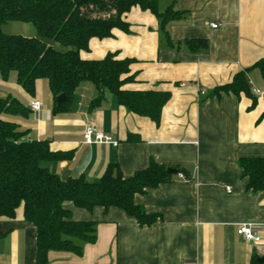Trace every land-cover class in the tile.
I'll return each instance as SVG.
<instances>
[{
    "label": "crops",
    "instance_id": "obj_1",
    "mask_svg": "<svg viewBox=\"0 0 264 264\" xmlns=\"http://www.w3.org/2000/svg\"><path fill=\"white\" fill-rule=\"evenodd\" d=\"M169 7L183 15L167 24L166 35L150 12L133 7L122 17L127 33L114 29L111 38H93L88 52L80 53L87 61L107 54L134 60V82L122 89L170 94L158 125L128 112L109 93L90 111L97 91L88 82L57 114L46 81L35 82L33 95L18 86L26 100L21 104L27 108L35 99L41 109L3 119L27 131L24 140L47 141L51 152L64 156L41 164L61 180L95 182L110 163L118 164L124 178L150 161L187 173L134 196L136 206L161 215L149 227L114 208L87 212L65 203L73 220L96 223V239L83 245L80 256L49 252L48 264H264L258 262L264 257V197L246 190L239 167L243 159L264 158V79L250 69L264 59V0H158L160 12ZM12 23L21 22L5 23L2 32L40 38L34 27ZM245 69L251 97L211 95ZM90 124L117 146L84 144L82 132ZM242 225L254 229L258 244L237 236ZM35 253L36 231L22 206L13 219L0 218V264H35Z\"/></svg>",
    "mask_w": 264,
    "mask_h": 264
},
{
    "label": "trees",
    "instance_id": "obj_2",
    "mask_svg": "<svg viewBox=\"0 0 264 264\" xmlns=\"http://www.w3.org/2000/svg\"><path fill=\"white\" fill-rule=\"evenodd\" d=\"M133 7L150 12L166 35V26L180 19L183 12L172 7L158 10V0H86L75 4L73 0H0V76L6 80L14 73L17 84L28 95L34 94L37 80L46 81L53 98V113L68 109L74 91L88 82L97 91L90 111L111 94L119 106L128 112L148 118L159 124L162 108L170 98L167 92L128 91L122 87L134 82L130 65L134 60H118L107 54L98 61L82 60L81 52H88L89 41L112 37V30L128 32L123 15ZM7 22L29 23L40 38L6 35L2 25ZM45 40L61 47L57 50ZM258 69L264 79V59L250 69ZM238 72L230 84L211 93L251 97L246 74ZM64 95L65 102L56 103ZM29 110L10 97L0 99V218L13 219L22 206L24 220L36 231L35 264H48L49 252L82 254V247L96 239V223L75 221L64 207L71 203L91 212L94 208L107 211L114 208L134 219L139 227H149L162 220L159 214H148L134 204V196L172 181L164 166L153 161L146 169L124 178L117 163L107 165L99 180L87 181L83 177L61 180L42 167L43 162L64 159L49 150L47 141L24 140L27 131L15 123L5 121L6 115L27 116ZM264 120V113L261 117ZM128 141H135L132 136ZM246 190L264 197V158L239 161ZM178 174L183 169H173Z\"/></svg>",
    "mask_w": 264,
    "mask_h": 264
},
{
    "label": "built area",
    "instance_id": "obj_3",
    "mask_svg": "<svg viewBox=\"0 0 264 264\" xmlns=\"http://www.w3.org/2000/svg\"><path fill=\"white\" fill-rule=\"evenodd\" d=\"M217 25L212 24L210 28L215 29ZM254 95L260 96V92L253 90ZM41 102L38 100H32L27 104V109L33 113H37L41 109ZM83 143L86 145L92 144H110L114 147L117 143L108 135L99 132L92 124L86 125L82 132ZM237 236L245 243L248 244H258L260 238L257 236L256 232L251 226L242 225L236 231Z\"/></svg>",
    "mask_w": 264,
    "mask_h": 264
},
{
    "label": "rangeland",
    "instance_id": "obj_4",
    "mask_svg": "<svg viewBox=\"0 0 264 264\" xmlns=\"http://www.w3.org/2000/svg\"><path fill=\"white\" fill-rule=\"evenodd\" d=\"M12 24H17V26H27L25 28H30V29L32 28L33 29V26L30 24H28V25H25L24 23H12ZM21 24H23V25H21ZM6 35H19L21 37L29 38L26 36H22L21 34H15V33L6 34ZM32 38H38V37L36 35L35 37H32ZM47 42L49 44L54 43L53 41H47ZM57 46H58V47H56L57 50H61V47L59 45H57ZM18 86L19 85L16 82V76L14 73L9 74V76L7 77L6 80H3L0 76V99H6V98L10 97V98L15 99L16 101L24 104V101H26V100L23 97V92L21 91V89ZM6 116H9L10 118H12V117L16 118L15 116H10V115H6ZM19 117H21V116H19Z\"/></svg>",
    "mask_w": 264,
    "mask_h": 264
},
{
    "label": "water",
    "instance_id": "obj_5",
    "mask_svg": "<svg viewBox=\"0 0 264 264\" xmlns=\"http://www.w3.org/2000/svg\"><path fill=\"white\" fill-rule=\"evenodd\" d=\"M82 1H86V0H73V2L75 3V4H79L80 2H82ZM65 97H64V95H60V96H58L57 98H56V103L57 104H60V103H62V102H65ZM167 174H169V175H178V173H177V171L176 170H173V169H170V168H168L167 170ZM258 262L259 263H264V257L263 258H258Z\"/></svg>",
    "mask_w": 264,
    "mask_h": 264
}]
</instances>
